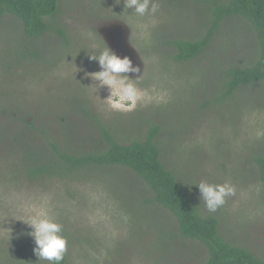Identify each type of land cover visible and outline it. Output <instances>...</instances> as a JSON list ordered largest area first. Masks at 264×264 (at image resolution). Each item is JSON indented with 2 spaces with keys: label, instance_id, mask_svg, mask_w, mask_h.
Masks as SVG:
<instances>
[{
  "label": "rangeland",
  "instance_id": "obj_1",
  "mask_svg": "<svg viewBox=\"0 0 264 264\" xmlns=\"http://www.w3.org/2000/svg\"><path fill=\"white\" fill-rule=\"evenodd\" d=\"M157 2L155 17H139L116 0H59V13L48 23L63 31L64 39L55 31L27 38L17 17L3 16L0 264H38L35 242L27 235L32 229L25 223L41 212L62 226L67 264L206 262V248L180 236L176 219L149 203L150 190L131 170L92 169L82 180L34 181L28 176L36 162H53L48 140L80 154L102 146L91 114L124 144L144 138L152 125L160 127L163 163L200 213L219 220V233L227 242L264 259V183L254 161L264 156V83L240 88L220 106L213 103L222 94L226 71L251 66L258 58L257 34L246 20L227 18L199 57L177 63L170 41L202 39L211 24L212 4ZM113 25L123 27L133 67L141 69L129 75L142 76L136 83L143 90L166 93V102L112 111L101 100L108 97L107 88L92 87L86 73L101 69L88 54L110 48L102 30ZM202 181L229 182L235 195L209 212L197 187Z\"/></svg>",
  "mask_w": 264,
  "mask_h": 264
},
{
  "label": "trees",
  "instance_id": "obj_2",
  "mask_svg": "<svg viewBox=\"0 0 264 264\" xmlns=\"http://www.w3.org/2000/svg\"><path fill=\"white\" fill-rule=\"evenodd\" d=\"M209 2L212 4L211 24L204 37L197 41H170L177 63L189 62L199 57L213 40L222 21L231 17L242 18L254 28L260 47L259 56L253 65L226 71L222 94L213 102L215 106H220L225 101L228 102L240 88L264 83V0ZM6 13L14 15L22 22L27 38L39 39L49 31H55L62 39L65 37L63 31L48 23V20L55 19L59 13V0H0V25ZM209 105L207 103L205 106ZM85 114L90 116L89 112ZM90 119L102 136V146L80 154L67 146L57 145L54 140H48L47 150L53 162H36L28 176L34 181L45 177L82 180L92 169L126 168L135 173L150 190L152 199L149 203L158 204L173 215L180 236L199 242L206 248L208 257L204 264H264L263 258L248 249L227 242L219 233V220L216 217L203 216L200 213L192 196L163 163V148L159 141L160 127L152 125L144 138L124 144L114 138L106 124L95 114H91ZM22 121L23 124L26 123L25 118ZM254 161L260 181L264 183V156H256ZM66 262L65 254L64 260L59 264H67Z\"/></svg>",
  "mask_w": 264,
  "mask_h": 264
},
{
  "label": "clouds",
  "instance_id": "obj_3",
  "mask_svg": "<svg viewBox=\"0 0 264 264\" xmlns=\"http://www.w3.org/2000/svg\"><path fill=\"white\" fill-rule=\"evenodd\" d=\"M117 4L123 2L124 11L131 10L130 15L145 17H155L159 11L160 5L157 0H116ZM141 29L146 25H139ZM91 61L99 64L100 71L95 73H86L94 85L93 88H107L109 95L106 99H101L112 111L132 112L139 105L151 103L166 102V93H150L137 86L142 76L133 79L129 74H139L141 69L133 67L131 59L121 58L108 46L97 54H88ZM144 73V72H143ZM200 192V199L205 204L209 212H216L222 207L228 197L235 195V188L231 183L209 184L201 182L197 185ZM32 231L27 235L31 237L36 247L34 254L38 258V264L41 260L48 261L50 264H59L65 258L68 241L61 234L62 226L47 216V213L41 212L34 216L29 222L25 223Z\"/></svg>",
  "mask_w": 264,
  "mask_h": 264
},
{
  "label": "water",
  "instance_id": "obj_4",
  "mask_svg": "<svg viewBox=\"0 0 264 264\" xmlns=\"http://www.w3.org/2000/svg\"><path fill=\"white\" fill-rule=\"evenodd\" d=\"M102 31V34L115 54L121 58L128 57L131 59L132 63H134L135 57L126 43L123 27L120 25H113Z\"/></svg>",
  "mask_w": 264,
  "mask_h": 264
}]
</instances>
